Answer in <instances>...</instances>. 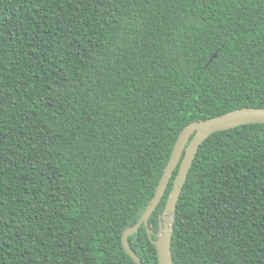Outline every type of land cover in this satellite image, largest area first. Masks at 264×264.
<instances>
[{"label": "trees", "instance_id": "16d2710c", "mask_svg": "<svg viewBox=\"0 0 264 264\" xmlns=\"http://www.w3.org/2000/svg\"><path fill=\"white\" fill-rule=\"evenodd\" d=\"M241 108H264V0H0V264H135L122 232L181 130ZM128 244L157 264L144 226ZM171 251L264 264V124L200 145Z\"/></svg>", "mask_w": 264, "mask_h": 264}, {"label": "water", "instance_id": "95a60500", "mask_svg": "<svg viewBox=\"0 0 264 264\" xmlns=\"http://www.w3.org/2000/svg\"><path fill=\"white\" fill-rule=\"evenodd\" d=\"M250 124H264V108H241L233 110L204 121L191 122L181 130L174 143L167 164L163 169L152 199L137 222L122 232L121 244L123 250L135 264L143 263L130 249L128 238L135 234L141 226L145 227L148 237L155 247L157 264H172V217L180 197L181 188L185 183L198 148L214 133ZM176 168L177 174L173 179L171 190L167 195L164 209L159 217V233L155 236L156 239H153L148 228V220L164 196Z\"/></svg>", "mask_w": 264, "mask_h": 264}, {"label": "clouds", "instance_id": "9594fccd", "mask_svg": "<svg viewBox=\"0 0 264 264\" xmlns=\"http://www.w3.org/2000/svg\"><path fill=\"white\" fill-rule=\"evenodd\" d=\"M151 233V232H150ZM156 236V235H155Z\"/></svg>", "mask_w": 264, "mask_h": 264}]
</instances>
